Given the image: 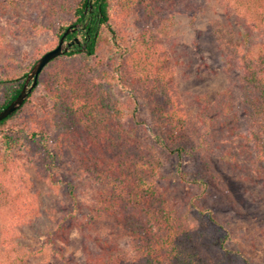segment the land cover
Returning <instances> with one entry per match:
<instances>
[{"label": "trees", "instance_id": "16d2710c", "mask_svg": "<svg viewBox=\"0 0 264 264\" xmlns=\"http://www.w3.org/2000/svg\"><path fill=\"white\" fill-rule=\"evenodd\" d=\"M63 1H46L50 22L57 20L56 43L49 51L79 24L87 37L85 47L72 48L49 63L23 106L0 122V203L16 217L13 233L22 227L33 229L40 222L35 204L22 201L20 190L12 193L9 187L15 180L26 183L14 155L22 145L36 156L51 184L63 189L69 204L41 247L17 250L16 261L26 264L46 252L60 264H76L67 256L70 234L86 229L92 242L84 246L87 264H250L217 213L226 207L239 209L210 153L221 151L223 164L246 180L264 183V44L260 51L251 47L244 55L236 46L230 53L233 62L227 64L230 72L239 70L237 88L225 89L215 102L197 98L200 109L191 115L177 98L169 57L153 27L192 11L195 0H92L93 9L87 12L90 0H73L68 10ZM223 2L244 21L247 37L264 30V0ZM62 13L67 16L58 15ZM126 21L137 29L136 37L128 41L122 26ZM103 41L118 52L116 66L110 70L90 62ZM27 71L0 78V113L23 90ZM118 86L127 87L148 105L145 122L124 125L114 93ZM39 88L47 99L50 131L43 125L14 130L8 123ZM141 123L151 129L154 152L138 144ZM158 157L177 162L175 191L188 186L200 196L173 202L166 194L173 177L163 174ZM84 177L91 186L88 200L79 193V179ZM201 199L211 204L207 214ZM193 214L207 219L210 232L191 227ZM92 233H96L93 239Z\"/></svg>", "mask_w": 264, "mask_h": 264}, {"label": "rangeland", "instance_id": "374dc122", "mask_svg": "<svg viewBox=\"0 0 264 264\" xmlns=\"http://www.w3.org/2000/svg\"><path fill=\"white\" fill-rule=\"evenodd\" d=\"M16 1L18 3L9 5L5 0H0V78L29 70L28 75L33 68L32 66L29 69L31 64L39 60V55L49 52L57 39L54 28L57 20L50 22L47 0ZM63 2L67 10L73 7V0ZM193 6L199 7V11L192 7V11L173 15L168 22L153 27L157 41L169 57L168 64L172 69L177 98L191 115H195L200 109L197 98L205 96L210 102H215L225 89L237 88L239 70L235 68L230 72L227 64L233 62L234 56L230 53L236 46H239L241 54L244 55L251 47H254L255 52L260 51V44H264V30L247 37L249 30L244 21L234 9L226 7L223 0H195ZM58 15L67 16V13ZM122 26L127 41L136 37L137 29L131 21L124 22ZM83 34L77 36L81 42ZM235 42L239 43L234 45ZM97 50L94 59L90 61L92 65H97L102 70H110L112 66H116L118 52L113 53L109 44L103 41ZM113 54L116 56L114 59L111 57ZM114 93L123 110V123L127 128L133 123L146 121L148 105L142 98H135L132 91L124 86L116 87ZM43 94L44 89L39 88L18 117L8 123L14 130L43 125L46 131H50L49 117L44 105L47 99ZM243 124L241 128L245 130L246 124ZM137 127L140 131L139 146L147 152H154L151 150L154 142L150 127L144 123ZM210 154L214 168L224 180L239 209L236 211L232 207H226L217 213L224 225L237 237V245L243 258L250 264H264V183L255 178L246 180L239 172L223 164L221 151L215 150ZM14 155L26 183L22 185L15 180L14 183H9V187L12 193L20 190L22 201L35 204L41 217L40 222H35L33 229L22 227L18 233H13L17 226L16 217L0 203V264H17L16 251L23 247L40 248L46 233L59 221L64 205L69 204L63 189L53 186L50 179L42 174V165L34 154L27 153L21 145ZM159 159L164 164L163 174L173 177L169 185L166 184L170 188L168 192L164 191L161 183L163 191L173 202L179 203L184 198L200 196V192L193 187L187 186L175 191V184L179 179L176 173L177 162H166L164 157ZM191 162L188 160L186 163L189 165ZM79 184L81 197L88 200L86 195L91 187L89 179L81 178ZM199 204L205 209L204 214L212 208L208 200L201 199ZM84 214L86 216L87 212ZM189 223L192 228H197L204 234L210 232L207 219L202 220L198 214H193ZM88 234L90 233L86 229L83 232L75 230L70 234L67 256L76 264H87L84 246L92 243L88 240ZM94 234L96 233L90 235L92 239L95 238ZM121 246L125 248L126 244ZM26 264L60 262L43 252L30 258Z\"/></svg>", "mask_w": 264, "mask_h": 264}, {"label": "water", "instance_id": "95a60500", "mask_svg": "<svg viewBox=\"0 0 264 264\" xmlns=\"http://www.w3.org/2000/svg\"><path fill=\"white\" fill-rule=\"evenodd\" d=\"M91 2L92 0H90V6L88 9H86V12L87 10L91 11L93 9ZM81 29H83L81 25H76L74 27L69 28L66 33L62 36L59 45L52 51H49L44 54L36 62L30 73L27 75L23 90L19 93V96L0 113V122L14 114L21 107V105L23 106L25 101L28 99L29 94L32 93L34 88L37 86L40 74L43 72V70L49 63H51L56 58L63 56L64 54L71 51V49L74 48L75 45H81V40L78 37H75L72 41H66L69 35L79 32ZM84 47L85 45L83 46V48Z\"/></svg>", "mask_w": 264, "mask_h": 264}, {"label": "flooded vegetation", "instance_id": "af4514ba", "mask_svg": "<svg viewBox=\"0 0 264 264\" xmlns=\"http://www.w3.org/2000/svg\"><path fill=\"white\" fill-rule=\"evenodd\" d=\"M84 29V28H83ZM83 29H81L79 32H76V33H74L75 34V36L70 40V41H72L75 37H77L80 33H84V31H83ZM84 35V34H83ZM87 39V37L86 36H84V38H83V42H81V45H75L74 46V48L75 47H81V46H84L85 45V40Z\"/></svg>", "mask_w": 264, "mask_h": 264}]
</instances>
